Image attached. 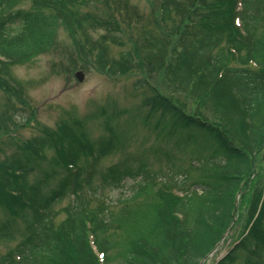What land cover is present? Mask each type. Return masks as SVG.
Here are the masks:
<instances>
[{
    "label": "trees",
    "instance_id": "obj_1",
    "mask_svg": "<svg viewBox=\"0 0 264 264\" xmlns=\"http://www.w3.org/2000/svg\"><path fill=\"white\" fill-rule=\"evenodd\" d=\"M168 1L161 0L160 14L173 9L181 24L178 49L167 41L163 51L171 56L172 80L202 101H215L222 122L186 112L144 79L134 84L150 92L139 119L177 134V147L191 144L205 156L176 167L177 159L166 153V173L152 171L144 154L97 170L94 162L112 154L119 138L91 139L66 125L15 145L0 160V242L13 243L0 264H201L234 229L264 143V0ZM86 3L111 13L117 8L116 0H0V89L6 97L0 132L16 127L12 112L22 106L17 83L4 75L56 52L60 27L76 37L78 67H85L88 52L81 41L96 26L89 14H78ZM103 21L101 27L117 25ZM116 41L123 44L120 37ZM128 64L136 66L126 52L111 69L124 71ZM19 116L22 125L31 120ZM229 128L242 132L246 143H236ZM45 149L53 157L42 171ZM39 170L41 177L30 183ZM105 190L117 191L114 202L107 206L102 199L92 209ZM66 200L64 219L56 225L55 208ZM214 264H264V186L239 239Z\"/></svg>",
    "mask_w": 264,
    "mask_h": 264
},
{
    "label": "rangeland",
    "instance_id": "obj_2",
    "mask_svg": "<svg viewBox=\"0 0 264 264\" xmlns=\"http://www.w3.org/2000/svg\"><path fill=\"white\" fill-rule=\"evenodd\" d=\"M162 3L161 0H116L117 8L112 13L93 3H86L78 8V14L87 13L96 23V26L88 28L86 38L81 41L84 50L88 52L83 69L78 67L81 63L75 56L72 38L76 40V37L62 27L57 31L59 46L56 52L41 55L30 63L12 66L4 76L17 83L16 86L21 91L22 106L17 105L19 109L12 112L16 127H7L6 131L1 129L0 160L11 156L16 150L15 145L42 136L45 130L54 133L62 125L77 128L91 139L109 134H115L119 138V147L109 156L95 162L97 170L144 154L142 157L148 161L152 171L161 170L166 173L169 166L166 153L177 159L174 162L176 167H185L191 161L204 157L205 153L198 150L197 146L182 142L177 147V134L167 135L166 130L161 128L144 126L139 119V114L148 109L146 101H149L150 92L147 88L136 89L134 84L145 80L150 88L157 90L165 99L183 106L186 112L200 114L210 121H221V113L215 101H202L198 99L201 97L199 94L172 80L171 56L163 54V51L167 41L178 49L177 29L181 24L179 25L180 19L173 9L164 16L160 14ZM28 5L29 3H24L21 6L27 8ZM114 12L121 14L114 16ZM98 16H101L100 19ZM102 19H113L117 25L113 28L101 27L104 24ZM117 36L121 38L122 45L116 43ZM168 48L169 45L166 51ZM126 52L131 55L132 66H136L133 68L128 64L124 71L111 69L114 62H120L121 56ZM76 73L81 74V81L75 78ZM5 98L0 89V110L5 106ZM21 114L24 117L30 116V122L22 125ZM230 133L239 145L246 143L242 132L231 129ZM242 147L251 157L255 155L249 146ZM52 157L53 150L45 149L41 162L42 171L49 169L48 162ZM255 158L257 175L248 186L249 190L240 204L234 229L228 232L220 247L201 264H214L246 228L254 203L264 186V143ZM42 171L31 174L29 182L39 179ZM127 184L130 183H126L128 187ZM120 191L124 192L125 188ZM116 194L115 190H105L91 204V208L95 209L103 200L108 206L111 199L114 202ZM66 205L67 200L55 208L56 225L64 219L63 208ZM12 245L0 242V255Z\"/></svg>",
    "mask_w": 264,
    "mask_h": 264
},
{
    "label": "water",
    "instance_id": "obj_3",
    "mask_svg": "<svg viewBox=\"0 0 264 264\" xmlns=\"http://www.w3.org/2000/svg\"><path fill=\"white\" fill-rule=\"evenodd\" d=\"M76 77L78 78V80H79V81H81V79H82V76H81V74H80V73H77V74H76Z\"/></svg>",
    "mask_w": 264,
    "mask_h": 264
}]
</instances>
